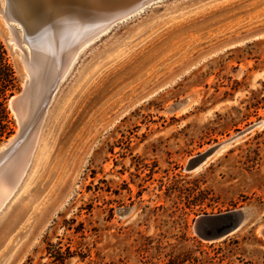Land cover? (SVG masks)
Returning <instances> with one entry per match:
<instances>
[{"label":"rangeland","instance_id":"1","mask_svg":"<svg viewBox=\"0 0 264 264\" xmlns=\"http://www.w3.org/2000/svg\"><path fill=\"white\" fill-rule=\"evenodd\" d=\"M145 6L61 79L0 207V264H264V0ZM7 36L0 15L12 96L26 71ZM241 206L226 237L195 233Z\"/></svg>","mask_w":264,"mask_h":264},{"label":"bare ground","instance_id":"2","mask_svg":"<svg viewBox=\"0 0 264 264\" xmlns=\"http://www.w3.org/2000/svg\"><path fill=\"white\" fill-rule=\"evenodd\" d=\"M152 1L155 0H0L7 42L12 48L18 47L17 56L26 71L24 78L31 79L30 91L21 108L15 107L16 116L27 122V141L0 172V207L25 170L36 128L56 88L87 43ZM3 147L4 142L0 149Z\"/></svg>","mask_w":264,"mask_h":264},{"label":"water","instance_id":"3","mask_svg":"<svg viewBox=\"0 0 264 264\" xmlns=\"http://www.w3.org/2000/svg\"><path fill=\"white\" fill-rule=\"evenodd\" d=\"M30 86L31 79L29 76L27 79H23L21 90L16 95H12L9 97L8 107L14 112V114L16 113V106L19 105V107L21 108L25 96L30 91ZM16 119L18 121L17 131L13 133L12 138H8L6 139V141H3L4 147L0 149V172H2L6 168L10 161L16 158L17 154L20 152V150H22L25 142L27 141V134L29 132V129L27 128V122L24 117L16 116ZM258 123H262V121H259ZM242 133L243 131H240L237 134L224 140L223 142L214 145L206 152L197 154L195 157L190 159V164L194 166L202 163L221 145L229 143ZM249 215L250 208L247 206L234 208L217 215H203L195 221L194 231L203 240L216 241L226 237L228 234L237 230L247 220ZM259 231L264 233V227H260Z\"/></svg>","mask_w":264,"mask_h":264},{"label":"trees","instance_id":"4","mask_svg":"<svg viewBox=\"0 0 264 264\" xmlns=\"http://www.w3.org/2000/svg\"><path fill=\"white\" fill-rule=\"evenodd\" d=\"M14 78L13 70L5 60L4 49L0 42V140L12 132V128L9 126L11 121L8 116L6 100L12 94Z\"/></svg>","mask_w":264,"mask_h":264}]
</instances>
